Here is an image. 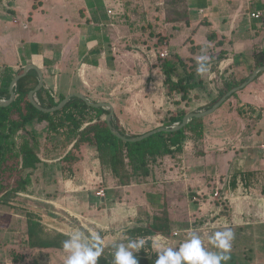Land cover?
I'll return each mask as SVG.
<instances>
[{
	"label": "crops",
	"instance_id": "crops-1",
	"mask_svg": "<svg viewBox=\"0 0 264 264\" xmlns=\"http://www.w3.org/2000/svg\"><path fill=\"white\" fill-rule=\"evenodd\" d=\"M187 1L189 14L184 24L195 26L188 37L200 45L197 52L203 45L197 38V30L203 24L212 28L206 44L209 56L214 57L205 74L202 73L207 87L227 69L250 70L255 52L264 49V0H252L251 4L247 0ZM130 6H137L136 0L0 1V77L6 67L18 75L27 65L34 64L44 74V87L56 98L82 92L92 101L111 102L118 115L120 98H125L130 103L126 107L128 112L122 111V118L116 115V119L128 132L144 133L162 126L163 118L175 111L176 106L167 102L171 96L166 92V75L159 53L173 52L168 47L172 39L168 26L183 22L170 21L163 26L158 21L159 24L148 29L142 26L140 33L135 31V12L129 10ZM111 8L121 12L110 14ZM255 10L263 15L252 18L250 12ZM159 33L167 37L161 45ZM134 35L141 41L151 37L136 53L130 49ZM186 39L183 43L186 50L181 55L196 56L197 52L189 51L191 42ZM222 53L224 57L215 61ZM131 60L137 64L131 65ZM35 97L38 100L37 93ZM144 100H151L150 109ZM243 104L249 105L250 110L241 114L238 108ZM227 105L235 108L229 110L230 117L228 109L226 113L223 110ZM218 112L222 114L205 119L200 142L187 139L181 154L161 159L154 175L145 182L119 185L112 172L103 169L95 146H83L79 174L60 182V190L79 191L76 231L84 226L104 246H119L127 242V229L166 208L174 231H192L195 226L192 220L198 216L183 221L179 214L173 213L187 211L185 216H192L195 212L214 211L218 224L236 227L245 240L249 236H264V74L226 101ZM47 187L53 188L48 184ZM217 187L226 194L225 201L212 200ZM101 188L105 189V196L97 194ZM31 193L30 188L23 192L30 198ZM76 193H71L70 198L62 196L58 202L45 201L78 216V202L73 200ZM51 222L52 228L64 225ZM100 231H104L102 237ZM120 232L124 233L123 243ZM75 233L78 237V232ZM154 242L159 243L153 240V246ZM166 242L170 245V238Z\"/></svg>",
	"mask_w": 264,
	"mask_h": 264
},
{
	"label": "trees",
	"instance_id": "trees-1",
	"mask_svg": "<svg viewBox=\"0 0 264 264\" xmlns=\"http://www.w3.org/2000/svg\"><path fill=\"white\" fill-rule=\"evenodd\" d=\"M182 2L185 7L183 16L181 18L179 16L177 19L168 17V21H177L183 18L188 21L189 3L187 0H182ZM213 35L211 33L209 38L212 39ZM158 36L159 45L167 41L165 35L159 33ZM186 42H191L188 49L192 54H195L200 48L199 44L194 43L192 37H188ZM217 43L220 44L222 41ZM213 57L210 55L203 61L204 67L212 63ZM223 57L224 54L222 53L216 57L215 61L219 62ZM253 57L255 62L249 68L250 71L264 65V49L255 52ZM199 58L194 55L182 56L179 53H171V56L161 58V67L166 75L167 94L178 99L174 102L175 111L163 118L162 126L170 127L182 122L187 113L195 111L192 108L194 100L202 95L199 94L201 91L196 92V94H193V91L205 90V98L209 99V103L205 107L196 109L195 112L203 111L212 107L233 87L248 79V77H243L237 80L236 72L227 69L218 75L216 88H209L212 89L209 91L202 78V73L197 71L200 67ZM261 74L262 72L258 76ZM15 76V72L10 67H6L3 71L0 77V99H9V87ZM38 82L37 71L35 69L29 70L26 75L18 80L15 86L16 98L13 102L9 105H0V202L8 203L12 195L26 191L32 183L33 171L42 162V158L31 144V140L37 143L41 134L34 127L36 123L47 122V126L44 128L45 132L58 134L56 136L47 133V136L50 139H55L58 143L62 141V135H65L66 138L69 135L72 138V140L69 139V148L66 153L59 157L63 162L73 160V157L80 162L84 155L82 147L85 145L95 146L102 167L112 172L118 179L119 185L147 181L149 177L154 175L155 166L159 164L161 159L165 156L177 157L181 154L187 139L191 138L195 142H200L204 136L205 118L193 117L177 131H161L140 141H125L116 136L109 128L104 118L109 109L90 106L79 97H72L62 109L54 112L38 109L29 99L30 91L37 86ZM237 93L238 91L233 93L226 101L236 96ZM64 97L65 95L61 94L56 98L44 86L37 92L38 101L47 108L58 105ZM247 108H250L249 105L243 104L239 107V112L241 114L246 113ZM113 123L126 136L134 137L143 134L128 132L118 123L115 116ZM29 126L33 128L29 130ZM21 134L22 136H20ZM20 137L22 140H19ZM75 148L79 149V157L74 156L72 150ZM11 160H13L12 164H10ZM19 165L25 175H21L16 186L11 187L6 184L5 175L8 171H11V174ZM26 216L30 248L60 249L64 248L66 242L71 243L73 241L69 234L47 228L38 213L27 211ZM147 217L146 222L135 225L126 231L127 242L144 241L142 246L131 251L138 264H156L158 253L154 249L152 237L158 233L170 235L174 228L166 208ZM90 238L91 242H87L85 247L91 248L93 251L100 250L96 263L115 264L118 245L104 246L93 235Z\"/></svg>",
	"mask_w": 264,
	"mask_h": 264
},
{
	"label": "rangeland",
	"instance_id": "rangeland-1",
	"mask_svg": "<svg viewBox=\"0 0 264 264\" xmlns=\"http://www.w3.org/2000/svg\"><path fill=\"white\" fill-rule=\"evenodd\" d=\"M135 0H133L134 2ZM137 6H130L129 10H132L135 12V16L133 17V21L136 26L135 31L140 32L142 31V26L145 29H148L149 26H153L156 24H159L158 21H160V25H165L167 22H170L167 20L168 17H172L174 19L181 18L184 14L185 7L183 6L182 0H136ZM185 6L186 3H185ZM181 12V14H180ZM189 12V9H188ZM187 12V13H188ZM177 24L180 22H183L182 24L173 27L172 25H169V32L170 36H172L170 45L168 46L171 51L179 52L180 54L185 53L184 50L185 47L183 45L184 40L193 34V27L195 26H187L184 24L186 22V19H180L175 20ZM139 24V25H138ZM144 24V25H143ZM212 28L209 24H203L199 28L198 31V40L203 43L201 51H198L196 56H209V50L208 45L206 44V41L208 40L207 35L210 33ZM196 31V32H197ZM168 30L166 31V33ZM137 37L139 35H136ZM169 36V35H168ZM135 38V39H134ZM151 37L146 36V40H138L135 35L132 40V46H130V49L133 50V52L136 53L137 50L140 49V45L143 44V42L149 41ZM172 52V53H173ZM187 54H190L187 53ZM171 56V53L170 55ZM137 64L131 60V65ZM136 69V66H132ZM234 71V70H232ZM237 73V74H236ZM236 78L241 79L243 77H249L252 74V71L245 70L243 68L242 70L236 71ZM205 74V72H204ZM264 74V72L262 73ZM261 74V75H262ZM259 76H257L253 81L257 80ZM251 82H249L247 85H249ZM247 85L240 89L239 91L244 90ZM217 82H215L213 85H208L209 88H216ZM212 89H209L212 90ZM137 93L139 94V86L137 87ZM201 91L199 94L202 96L198 99L194 100V103L192 105L193 109L196 111V109H200L202 107H205L209 103V99L205 98L206 92L205 90H197L195 92H192L193 94H196V92ZM238 91V92H239ZM167 92V89H166ZM143 94V93H142ZM237 95V94H236ZM143 96V95H142ZM142 96L139 100H141V106H143ZM177 98H168L167 102L172 107H175V100ZM121 101H119V107H117V111L119 112V115L115 113L114 116L116 118L117 116H121L122 118V111L128 112L127 108L130 103H128L127 99L120 98ZM178 100V99H177ZM146 102V106L148 109L151 108L149 104L151 103V100H144ZM223 105V104H222ZM221 105V106H222ZM220 106V107H221ZM219 107V108H220ZM115 108V107H114ZM217 108L213 113L209 114L208 116L204 117L205 119H208L209 116H213L216 114H222L221 112H218ZM124 109V110H123ZM228 109L229 117L230 112L229 110L235 109L234 107L230 108L229 105H227L223 110L226 113V110ZM239 109V108H238ZM142 113L143 109L140 108ZM250 109H246V111H249ZM106 114L104 115L105 118ZM113 116V117H114ZM47 126V122L43 123H36L35 129L40 134L39 141L36 143L33 140H31V144L35 147L36 151L38 152L39 156L42 158V162L38 164L37 168L32 173V183L28 187L30 188L33 193L31 195L33 197H27L23 194V192H19L15 195H12L9 198V202H0V264H65L67 258L72 254L70 251L65 250L64 248H60V250H56L54 248L50 249H39V248H30L28 244V235H27V211H33L35 213H38L41 218L44 225L53 231H60L64 232L66 234H71L73 241L71 243H79L83 246H86L87 242H91V234L88 230L85 229L84 226L80 227L81 233L79 234V230L76 231L77 228H79V191H73L72 189H66V190H60L61 181L63 180H70L72 177L78 173L79 174V160H75L73 157V160H68V162H63L59 159L60 156H63L66 151L69 148V139L72 140L69 135L67 138L65 135H62V141L60 143L56 142L55 139H50L49 136H47L49 133L50 135H58L55 132H45V129ZM29 130H31L33 127L29 126ZM235 129V127H233ZM59 132V131H58ZM23 135L27 136L25 133H22ZM22 134L20 136H22ZM19 140H22L21 137ZM68 142V143H67ZM75 157H79V149H73L72 150ZM15 160V159H14ZM13 160L10 161V164H12ZM82 165V164H81ZM104 169V168H103ZM106 170V169H104ZM109 171V170H107ZM11 171H8L5 175V182L9 186H16L17 180L21 177V175H25V173L22 172V169L19 165L17 169H15L11 174ZM48 185H52L53 188L50 190L47 187ZM27 189V190H28ZM96 191V190H95ZM107 192V190H106ZM71 193L74 194L73 200H76L78 202V209H76V212L78 216L71 215L70 213H66L63 209H60L59 206L55 205V203H50L45 201H54L58 202L60 197L69 196L71 197ZM192 199V198H191ZM213 202V201H211ZM71 205V204H70ZM72 206V205H71ZM59 213V214H58ZM187 211H177L173 213V215L176 216V214H179V218H181L183 221H185L187 218H192L193 216H198L197 218H193V223L195 224L193 230H185L183 232L178 231V235H174L172 233L169 235L170 237V247H173L175 250H178L179 247L183 244L184 240H188L192 233H195L200 237L202 240V246L204 247L205 251L214 253L217 255H227L229 259L222 260L221 264H264V236L256 238L255 236H249L248 239L245 240L241 234L242 232L236 231V227H226L221 224H218L216 222V217L214 211H206L205 213L197 214L196 212L192 214V216H185ZM53 214V215H50ZM188 214V213H187ZM83 216H86L85 214ZM82 217L81 220H82ZM54 222H59L60 224H64L61 226H57V228H52L50 224ZM227 229L228 231L232 232V238L230 240V249L227 252H224V250L220 249L216 245L210 242V238L215 235L216 232H221L220 230ZM111 231V230H110ZM78 232V237L76 236V233ZM106 232V231H105ZM108 232V230H107ZM224 232V231H222ZM123 234L122 232L119 233V235H122L121 243H123ZM99 235L102 237L104 235V231H100ZM117 236V234L115 235ZM108 242V241H107ZM106 242V243H107ZM126 242V241H125ZM111 243V242H110ZM130 242L124 243V245H128ZM107 246H112L111 244ZM47 250V251H46ZM129 251H133V249H129ZM58 252H60L58 254ZM61 255V256H60ZM19 258V259H16ZM95 264L96 261H95Z\"/></svg>",
	"mask_w": 264,
	"mask_h": 264
},
{
	"label": "clouds",
	"instance_id": "clouds-1",
	"mask_svg": "<svg viewBox=\"0 0 264 264\" xmlns=\"http://www.w3.org/2000/svg\"><path fill=\"white\" fill-rule=\"evenodd\" d=\"M207 57H200L197 71L204 73L207 68L204 67L203 61ZM231 231L216 232L210 238V242L227 252L231 245ZM159 243L154 242V249L158 253L156 264H221L222 260H227V255H217L205 251L202 246V240L198 235L192 233L190 238L186 240L178 250L168 246L167 242L157 238ZM144 244L143 240L139 242H130L128 245L120 244L115 254V264H138L137 259L133 256L129 249H137ZM65 250L72 254L67 258L65 264H95L96 258L100 255V250L93 251L91 248L85 247L79 243L66 242Z\"/></svg>",
	"mask_w": 264,
	"mask_h": 264
},
{
	"label": "water",
	"instance_id": "water-1",
	"mask_svg": "<svg viewBox=\"0 0 264 264\" xmlns=\"http://www.w3.org/2000/svg\"><path fill=\"white\" fill-rule=\"evenodd\" d=\"M30 69H36L38 74H39V82L37 84V86L30 91L29 93V99L30 101L40 110L45 111V112H54L57 111L59 109H62L67 102L72 98V97H79L82 100H84L88 105L90 106H94V107H106L107 109H109V112L106 114L105 119L108 123L109 128L112 130V132L118 136L119 138L125 140V141H140L143 140L157 132H161V131H177L179 129H181L182 127H184L193 117H206L209 114L213 113L217 108H219L230 96L233 95V93L239 91L240 89L244 88L249 82L253 81L260 72L264 71V65L263 66H259L257 68H255L252 71V74L248 77L247 80H245L242 84L233 87L231 90H229L226 94H224L212 107L203 110V111H198V112H189L187 113L182 122H178L172 126H160L157 127L155 129H152L148 132H145L141 135L138 136H134V137H129L126 136L124 134H122L117 127L114 125L113 123V116H114V105L111 102H107V101H92L90 100L85 94H83L82 92H72L70 94H68L67 96H65L59 103L58 105L51 107V108H47L44 107L43 105H41V103L36 99L35 94L44 86V74L42 72V70L37 67L34 64H29L24 68V71L22 73H19L18 75H16L9 87V91H10V97L9 99H0V105H9L10 103L13 102V100L16 98V93H15V86L18 82V80L23 77L24 75H26L28 73V71Z\"/></svg>",
	"mask_w": 264,
	"mask_h": 264
},
{
	"label": "built area",
	"instance_id": "built-area-1",
	"mask_svg": "<svg viewBox=\"0 0 264 264\" xmlns=\"http://www.w3.org/2000/svg\"><path fill=\"white\" fill-rule=\"evenodd\" d=\"M247 1H248V4H251V3H252V0H247ZM119 12H121L120 9H117V10L112 9V8L109 9V13H110V14H113V15H118ZM262 15H263V13H262V11H260V10H255V11L250 12V16H251L252 18H260ZM159 54H160V57H161V58H165V57H168V56H169V52H168L167 50H163V51H161ZM97 194H98L99 196H105V189H104V188L99 189L98 192H97ZM211 198H212V200H221V201L223 200V201H225V200L227 199V196H226V194L223 193V190H221L220 187H217V188L214 190L213 194L211 195ZM173 234H174V235H178L179 232H178V231H174ZM158 237H159L160 239L164 240V241H168V240H169L168 235H166V234H161V233H158V234L154 235V236H153V240H154V241H155V240H156V241H159V240H157Z\"/></svg>",
	"mask_w": 264,
	"mask_h": 264
}]
</instances>
